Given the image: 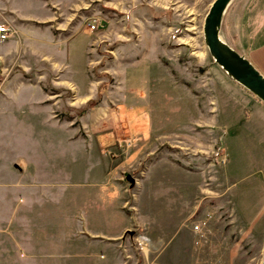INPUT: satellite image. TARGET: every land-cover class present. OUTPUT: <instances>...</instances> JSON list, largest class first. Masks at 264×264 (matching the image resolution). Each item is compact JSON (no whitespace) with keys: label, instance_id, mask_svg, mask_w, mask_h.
Listing matches in <instances>:
<instances>
[{"label":"rangeland","instance_id":"obj_1","mask_svg":"<svg viewBox=\"0 0 264 264\" xmlns=\"http://www.w3.org/2000/svg\"><path fill=\"white\" fill-rule=\"evenodd\" d=\"M212 1L80 0L52 26L72 36L86 34V41H76L83 57L78 62L69 56L60 72L20 74L40 78L50 93L44 106L49 120L47 111L32 114L26 105L22 116L31 117L35 129L60 128L49 138L47 162L65 169L67 177L89 179L95 161L108 160L129 186L126 208L147 223L162 204L154 201L150 208L144 197H173V213L187 209L193 228L200 225L195 242L204 251L196 253V264H262L264 141L245 107L231 104L227 112L220 98L237 96L230 82L250 91L205 43L204 17ZM236 1L227 5L219 30L230 45ZM14 75L0 68V84ZM17 94L30 96L24 89ZM21 124L0 114V129ZM10 134L0 132L1 144L15 145ZM101 134L106 143L98 156L94 137ZM159 160L173 161L180 171L170 172L166 163L159 167ZM148 226L155 231L154 222ZM144 231L133 227L126 233L140 251Z\"/></svg>","mask_w":264,"mask_h":264},{"label":"crops","instance_id":"obj_2","mask_svg":"<svg viewBox=\"0 0 264 264\" xmlns=\"http://www.w3.org/2000/svg\"><path fill=\"white\" fill-rule=\"evenodd\" d=\"M79 3L0 0V22L11 27L9 37L0 41V68L15 74L0 84V114L22 122L10 130L0 129L1 133L11 132L15 142L13 146L0 142V264H196V253L200 251L202 256L204 246L195 242L188 210H182L179 216L173 213L177 212L173 210V197H144L151 202L150 208L154 201L162 204L151 221L155 225L152 230L144 215L126 208L129 186L116 176L108 160L95 161L94 176L89 179L67 177L65 169L47 162L51 157L49 138L60 128L35 129L33 119L22 116L24 105L32 114L47 111L44 106L50 93L40 78L25 79L20 74L60 72L69 56L78 62L83 57L78 46L87 35H68L67 30L55 31L52 26ZM230 25L235 37L232 46L264 75V0H237ZM230 85L237 96L220 97L223 106L227 112L231 104L245 107L251 120L259 123L261 128L257 130L264 141V119L259 117L264 113V103L243 92L239 84ZM22 89L30 96H17ZM47 112L45 120L50 119ZM105 141L102 134L94 137L97 154ZM157 163L161 167L166 162ZM164 165L170 172L180 171L173 161ZM168 217L172 219L166 221ZM133 227L146 229L142 251L126 235Z\"/></svg>","mask_w":264,"mask_h":264},{"label":"water","instance_id":"obj_3","mask_svg":"<svg viewBox=\"0 0 264 264\" xmlns=\"http://www.w3.org/2000/svg\"><path fill=\"white\" fill-rule=\"evenodd\" d=\"M230 0H213L204 17V40L215 61L238 83L264 102V75L242 53L221 38L219 30ZM132 181L133 178L128 176ZM264 264V239L263 259Z\"/></svg>","mask_w":264,"mask_h":264},{"label":"built area","instance_id":"obj_4","mask_svg":"<svg viewBox=\"0 0 264 264\" xmlns=\"http://www.w3.org/2000/svg\"><path fill=\"white\" fill-rule=\"evenodd\" d=\"M10 33H11V27L6 22H0V40L7 39ZM199 226H200L199 224H194L195 229H199ZM137 236L139 237L140 234H138ZM137 242L140 248H143L146 244L143 239H138Z\"/></svg>","mask_w":264,"mask_h":264}]
</instances>
